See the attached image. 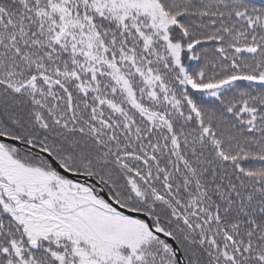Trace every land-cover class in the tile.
<instances>
[{"label":"snow or ice","instance_id":"obj_1","mask_svg":"<svg viewBox=\"0 0 264 264\" xmlns=\"http://www.w3.org/2000/svg\"><path fill=\"white\" fill-rule=\"evenodd\" d=\"M0 264H264V0H0Z\"/></svg>","mask_w":264,"mask_h":264}]
</instances>
